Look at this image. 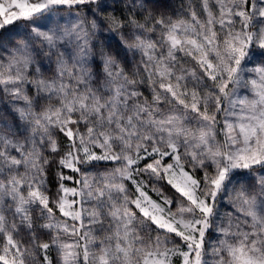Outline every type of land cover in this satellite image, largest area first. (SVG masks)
Listing matches in <instances>:
<instances>
[{"label": "snow or ice", "instance_id": "6c2138e0", "mask_svg": "<svg viewBox=\"0 0 264 264\" xmlns=\"http://www.w3.org/2000/svg\"><path fill=\"white\" fill-rule=\"evenodd\" d=\"M0 264H264V0H0Z\"/></svg>", "mask_w": 264, "mask_h": 264}, {"label": "trees", "instance_id": "16d2710c", "mask_svg": "<svg viewBox=\"0 0 264 264\" xmlns=\"http://www.w3.org/2000/svg\"><path fill=\"white\" fill-rule=\"evenodd\" d=\"M185 2H186V0H185ZM163 3L167 4L168 5V11L172 12V11L176 10V8L181 3V0H163ZM116 45H117V40H116V38H113V40H112V50H114V51L116 50Z\"/></svg>", "mask_w": 264, "mask_h": 264}]
</instances>
